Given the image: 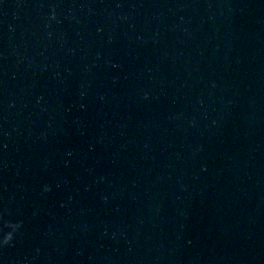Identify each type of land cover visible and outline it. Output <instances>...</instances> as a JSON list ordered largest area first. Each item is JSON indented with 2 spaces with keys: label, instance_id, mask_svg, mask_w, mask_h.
<instances>
[{
  "label": "water",
  "instance_id": "95a60500",
  "mask_svg": "<svg viewBox=\"0 0 264 264\" xmlns=\"http://www.w3.org/2000/svg\"><path fill=\"white\" fill-rule=\"evenodd\" d=\"M0 264H264V0H0Z\"/></svg>",
  "mask_w": 264,
  "mask_h": 264
}]
</instances>
